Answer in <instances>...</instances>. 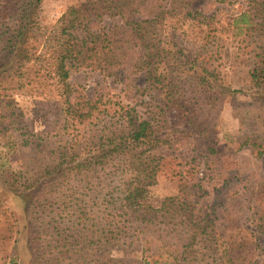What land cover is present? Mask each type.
Segmentation results:
<instances>
[{
	"label": "rangeland",
	"instance_id": "1",
	"mask_svg": "<svg viewBox=\"0 0 264 264\" xmlns=\"http://www.w3.org/2000/svg\"><path fill=\"white\" fill-rule=\"evenodd\" d=\"M98 1L42 0L37 54L43 60L54 55L58 20L70 7L92 10L94 31L120 26L118 15L98 10L104 6ZM249 1L150 0L151 14L130 16L160 18L155 24L160 57L152 78L144 71L106 75L71 69L72 103L88 112L85 102L101 100L80 125L63 113L54 77L11 92L10 107H0V166L7 168L9 182L18 180L13 191L0 178V264H141L152 257L163 264L183 256L186 264H228L231 241L238 242L241 258H251L248 264H264L252 207L258 203L249 204L264 191V109L244 80L248 43L240 40L246 34L232 24L252 11ZM25 3L0 0V47L18 28ZM260 21L261 16L254 22ZM188 56H197L194 66ZM203 72L211 73L208 88L198 78ZM127 113L149 120L166 140L144 154L163 163L150 187L149 205L157 214L144 221L140 212L121 209L133 176L130 152L104 166L66 175L64 167L52 171L61 153L82 151ZM33 140L43 154L32 170L25 168L20 150Z\"/></svg>",
	"mask_w": 264,
	"mask_h": 264
},
{
	"label": "trees",
	"instance_id": "2",
	"mask_svg": "<svg viewBox=\"0 0 264 264\" xmlns=\"http://www.w3.org/2000/svg\"><path fill=\"white\" fill-rule=\"evenodd\" d=\"M149 1L102 0L104 6L99 7L98 10L108 9L113 15H118L122 22L120 26H114L104 31L93 30V18L96 16H94L95 14L89 16L92 10L70 7L66 14L58 20V36L60 37L57 40L54 55L48 59L51 61H48L43 60V54H37V43L40 44L42 41V32L38 35V32L42 31L38 21V11L42 0H26L25 9L21 11L17 24L18 28L4 40L0 47V68L2 69L0 72V107H4V109L10 107L11 104L8 101L12 91L31 85H41L45 81L44 78L54 77L57 84L60 85L63 113L70 119L76 120L77 125H80L85 119L92 117L93 109L97 110V105L101 103V100L85 102L88 112H82L83 108L72 103L70 96L72 88L68 84L71 69L86 68L106 75L119 71L121 73H142L144 71L147 79L152 78L156 60L160 57L156 47L155 29V24L160 18L156 14L153 19L136 21L130 16L140 13L151 14L153 10L148 7H152L153 3H149ZM105 4H108L107 8H104ZM248 4L252 11L245 10L240 13L233 19L232 24L233 29L246 34L240 40L241 43H248L245 47L249 57L244 66V80L249 90L258 93V103L264 109V0H250ZM95 10L93 9V11ZM260 16L262 21L255 23L254 21ZM246 39L248 40L246 41ZM187 58L188 63L194 66L197 56H188ZM210 75V72L198 75L200 83H205L207 88ZM3 102H5L4 106H2ZM121 119L120 123L114 124L111 128L108 127L107 132L103 131L95 141L86 143L82 151L76 154L72 152L69 155L61 153V157L52 171L64 167L61 172L66 175L68 171L74 169L104 166L111 160L130 152L134 158L130 169L133 176L124 189L121 209L123 208L125 211L134 209L140 212L142 221H144L146 217L151 219L157 214V210L149 205L150 187L153 183V175L161 170L163 164L160 163L162 159L159 158L155 162H150V157L144 154L146 151L155 150L165 145L166 140L164 136L157 134L149 120H141L136 115L129 113L121 116ZM31 137L41 141L38 135L30 134ZM38 141L33 140L30 148L25 152L23 149L20 150L26 169L33 167V170V165L42 157V146ZM261 153L264 155V152ZM150 167L151 170L148 171L147 169ZM6 172L7 168L1 169L0 166L2 181L8 184L11 190L17 191L15 183L18 178L9 182L5 175ZM44 176L45 173L42 177ZM34 183L29 184L25 190L29 191L34 187ZM182 185V189L187 188L186 182L183 181ZM252 201L258 203L252 206L255 215H258L254 220L258 223L256 226L258 231L255 233L260 234L264 240L263 188L251 196L249 204L252 205ZM262 239L258 238L257 241L260 243ZM237 244L232 241L230 244L227 242L228 264H248L251 258H241L243 254L239 251ZM182 254H185V251ZM149 260L150 262L143 259L141 264H157L155 258L152 257ZM185 261L183 256L176 259L175 262H164L163 264H186Z\"/></svg>",
	"mask_w": 264,
	"mask_h": 264
}]
</instances>
